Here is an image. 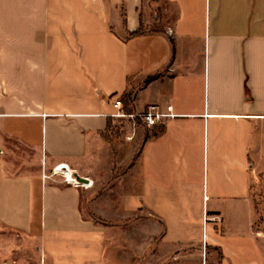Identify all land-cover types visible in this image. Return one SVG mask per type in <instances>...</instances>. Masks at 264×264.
<instances>
[{
	"label": "crops",
	"instance_id": "obj_1",
	"mask_svg": "<svg viewBox=\"0 0 264 264\" xmlns=\"http://www.w3.org/2000/svg\"><path fill=\"white\" fill-rule=\"evenodd\" d=\"M5 31L0 264H264V0H0ZM126 92L179 116L128 140Z\"/></svg>",
	"mask_w": 264,
	"mask_h": 264
},
{
	"label": "built area",
	"instance_id": "obj_2",
	"mask_svg": "<svg viewBox=\"0 0 264 264\" xmlns=\"http://www.w3.org/2000/svg\"><path fill=\"white\" fill-rule=\"evenodd\" d=\"M169 34H173V30H168ZM113 109L109 115L115 119L127 121L131 126V132L127 135L128 140H132L136 135V130L139 126H145L146 128H157L162 127L165 123L171 119L179 116V114L174 110L173 105L169 104L162 106L159 104H151L143 110L140 111H127L122 96H117L113 98ZM45 178L51 177H61L62 180L73 187L76 188H89L93 185V181L88 178L82 180L73 169H69L68 165L65 163H60L56 165L50 174H44ZM222 220L218 215H210L205 212L204 223H203V255L206 253L207 242H208V227L210 224L216 226L221 225Z\"/></svg>",
	"mask_w": 264,
	"mask_h": 264
},
{
	"label": "rangeland",
	"instance_id": "obj_3",
	"mask_svg": "<svg viewBox=\"0 0 264 264\" xmlns=\"http://www.w3.org/2000/svg\"><path fill=\"white\" fill-rule=\"evenodd\" d=\"M157 11V10H156ZM159 17L161 16V11H157ZM12 31H5L4 34H1V37L4 35L5 37L3 39H0V72H2V75H4V77L6 76L10 78V81H13V75H14V67H15V61L13 59L14 54L19 52L18 47H16L13 43H12V35H11ZM65 47L62 46H55L53 47V52L54 53H63L65 51L64 49ZM2 80H5L3 78H1ZM3 83V81H2ZM257 192V191H256ZM24 254L26 255H22V259H25L27 261L31 260V257L29 256V252H25ZM25 256V257H23ZM206 256V253L205 255ZM33 260V259H32ZM31 260V261H32ZM24 261V260H23Z\"/></svg>",
	"mask_w": 264,
	"mask_h": 264
},
{
	"label": "trees",
	"instance_id": "obj_4",
	"mask_svg": "<svg viewBox=\"0 0 264 264\" xmlns=\"http://www.w3.org/2000/svg\"><path fill=\"white\" fill-rule=\"evenodd\" d=\"M141 32H142V26L138 30L132 32L131 34H133V35L134 34H140ZM122 100L124 102V106H125L126 110L127 111H133V108L131 107V100H132L131 94L128 92L124 93L122 95Z\"/></svg>",
	"mask_w": 264,
	"mask_h": 264
},
{
	"label": "water",
	"instance_id": "obj_5",
	"mask_svg": "<svg viewBox=\"0 0 264 264\" xmlns=\"http://www.w3.org/2000/svg\"><path fill=\"white\" fill-rule=\"evenodd\" d=\"M82 180H86L85 178H81Z\"/></svg>",
	"mask_w": 264,
	"mask_h": 264
}]
</instances>
